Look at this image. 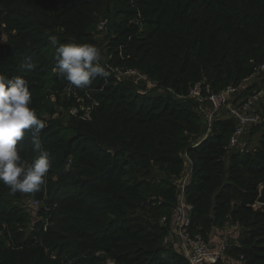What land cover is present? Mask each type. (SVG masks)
<instances>
[{"label":"trees","instance_id":"16d2710c","mask_svg":"<svg viewBox=\"0 0 264 264\" xmlns=\"http://www.w3.org/2000/svg\"><path fill=\"white\" fill-rule=\"evenodd\" d=\"M99 17L109 76L77 89L53 70L56 49L69 42L101 49ZM263 62L264 0H0V73L28 81L52 162L35 194L12 195L0 182V264H189L163 245L185 152L192 234L206 241L238 225L225 258L264 264V136L253 152L230 153L235 123L216 119L192 144L202 131L198 106L180 98L201 81L214 92L238 86ZM115 69H136L165 95L141 94ZM77 100L97 103L90 119L68 114ZM61 108L67 117L51 120ZM18 151L34 160L31 135ZM22 199L42 203L31 229Z\"/></svg>","mask_w":264,"mask_h":264},{"label":"clouds","instance_id":"9594fccd","mask_svg":"<svg viewBox=\"0 0 264 264\" xmlns=\"http://www.w3.org/2000/svg\"><path fill=\"white\" fill-rule=\"evenodd\" d=\"M50 41L54 46L58 43L55 36ZM101 60V49L96 45L69 42L57 47L53 70L75 88L86 89L98 77L109 76ZM31 104L28 81L0 73V182L12 195L39 192L52 167L50 153L43 148L40 135L46 123L38 118ZM29 135L37 153L31 163L23 160L18 151V145Z\"/></svg>","mask_w":264,"mask_h":264},{"label":"built area","instance_id":"2783aa9c","mask_svg":"<svg viewBox=\"0 0 264 264\" xmlns=\"http://www.w3.org/2000/svg\"><path fill=\"white\" fill-rule=\"evenodd\" d=\"M97 30H101V25H98ZM121 71L127 76H143L147 80V77L141 75L136 69H115L113 72L118 81H121V79L117 77V73ZM259 73H264V62L256 66L255 73L250 78ZM249 79L238 86H227L219 92L212 91L210 85L204 81L197 82L191 87L187 96L180 97L182 99L193 100L198 106V111L203 114L208 124H211L216 119L232 120L236 127L229 139L227 148L229 151L236 148L235 153L239 154L248 152L245 146L239 143L242 131L249 127L264 128V116H259L254 109L263 92L245 94L243 92L246 89L244 83L248 82ZM152 85L156 87L155 84ZM94 106H97V103L85 105L82 101L77 100V105L71 107L68 114L72 117L88 120ZM182 158L186 173L175 182L177 189L176 204L170 219L169 231L163 239V245L167 248L171 247L176 253L183 256L189 264H217L225 257V251L229 245L225 234L229 229L238 230L240 227L238 225H226V229L220 230L218 233L223 238L221 243L215 240L207 242L200 234H192L190 227L193 206L186 201L184 195L185 188L190 181L192 163L186 152ZM38 203V201L29 200V204L32 207L37 206ZM26 211H28L27 208ZM160 223H166V219L162 218Z\"/></svg>","mask_w":264,"mask_h":264},{"label":"rangeland","instance_id":"374dc122","mask_svg":"<svg viewBox=\"0 0 264 264\" xmlns=\"http://www.w3.org/2000/svg\"><path fill=\"white\" fill-rule=\"evenodd\" d=\"M98 22H99V25H101V30H98V32L96 33V40H98V43L101 46V53H102L101 62H105L109 56V54L106 50L107 39L109 38V35L107 34V31H106V20H104V18H102V17H99ZM3 41H4V38L1 39V42H3ZM120 73H122V71ZM120 73H117V77L119 79H121V81L132 82L135 85V87L139 90V92L143 95H148L151 97L156 96V95H165V91L163 89L155 87L154 85H152L153 83H151L148 79L145 80L143 76L132 77V76H127L123 73L122 74H120ZM244 87L246 88L245 91H243V92H245V94L256 93L259 91L263 92L261 97L258 99L257 104L254 106L256 113L259 116L263 117L264 116V73H259L256 76L250 78L248 80V82L244 83ZM193 110H195V112H196V114L200 120V123L202 125V131H201L200 135L194 137L191 141L192 144H195V143L202 141L204 138H206L207 136L210 135V132L212 130L213 121L211 124H208L202 113H200L198 110L196 111V109H193ZM61 116L67 117V112L65 114V111L63 108L59 109L58 113L55 114L51 118V120H59V118H61ZM263 136H264V128H262V127L245 128L242 131V135L239 139V143L241 145H244L248 152H253L254 150H256L258 148L259 143L262 140ZM236 150H237L236 148H233L229 152L235 153ZM185 173H186V168L184 167V171H183L182 175H185ZM150 177L153 179H158L159 173L157 172V170H155V169L152 170ZM18 204H20L22 207L27 208V210H28L27 212L30 214L31 220H32V224L29 226V229H31L33 227V225L36 222H38V220H39L37 210H38V207H40L42 203L39 202L37 206L32 207L29 204V200L22 199L19 201ZM217 230L219 231V229H217ZM239 232H240V229H238V230L229 229L227 231V233L225 234V237L227 238L229 244H232L235 241H237V239L240 236ZM213 240H215L218 243H221L223 241V238L221 237V234L217 235V234L211 233L206 241L210 242ZM221 261H224L227 264H235V260L226 259L225 257ZM236 262H238V261H236Z\"/></svg>","mask_w":264,"mask_h":264},{"label":"water","instance_id":"95a60500","mask_svg":"<svg viewBox=\"0 0 264 264\" xmlns=\"http://www.w3.org/2000/svg\"><path fill=\"white\" fill-rule=\"evenodd\" d=\"M258 203L261 204V205H264V188L261 191V196H260V198L258 200Z\"/></svg>","mask_w":264,"mask_h":264},{"label":"crops","instance_id":"0c3cea01","mask_svg":"<svg viewBox=\"0 0 264 264\" xmlns=\"http://www.w3.org/2000/svg\"><path fill=\"white\" fill-rule=\"evenodd\" d=\"M197 144H198V143H197ZM262 189H263V188H262ZM262 189H261V190H262ZM222 229H226V226H225L224 228H222ZM222 229H219V231L222 230ZM219 231L216 229V230H214V231L212 232V234H217V235H219V233H218ZM239 233H240V232H239ZM235 242H236V241H235ZM235 264H239V263L235 261Z\"/></svg>","mask_w":264,"mask_h":264},{"label":"bare ground","instance_id":"6f19581e","mask_svg":"<svg viewBox=\"0 0 264 264\" xmlns=\"http://www.w3.org/2000/svg\"><path fill=\"white\" fill-rule=\"evenodd\" d=\"M173 214V213H172ZM172 217V216H171ZM171 219V218H170ZM169 225H170V221H169ZM203 238V237H202Z\"/></svg>","mask_w":264,"mask_h":264}]
</instances>
